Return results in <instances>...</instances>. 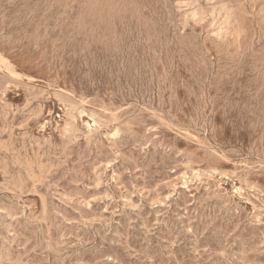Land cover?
Here are the masks:
<instances>
[{"label": "rangeland", "instance_id": "1", "mask_svg": "<svg viewBox=\"0 0 264 264\" xmlns=\"http://www.w3.org/2000/svg\"><path fill=\"white\" fill-rule=\"evenodd\" d=\"M0 264H264V0H0Z\"/></svg>", "mask_w": 264, "mask_h": 264}]
</instances>
